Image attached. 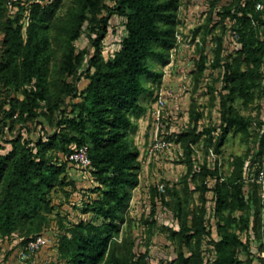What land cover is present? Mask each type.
I'll list each match as a JSON object with an SVG mask.
<instances>
[{
	"label": "trees",
	"instance_id": "obj_1",
	"mask_svg": "<svg viewBox=\"0 0 264 264\" xmlns=\"http://www.w3.org/2000/svg\"><path fill=\"white\" fill-rule=\"evenodd\" d=\"M66 0H31L26 11V20H7L4 27L3 61L0 63V83L5 88H14L22 96L9 102L7 118L15 114L32 113L44 105L45 115L61 113L58 131L52 136L38 140L31 150H26L20 139L13 140L11 149L0 155V238L10 236L16 230L34 233L23 240L21 246L38 233L51 212L50 194L57 187L73 185L66 181L68 157L80 147L88 148L91 162L89 175L93 184L90 198L82 212L91 215L89 221H79L65 230L58 241V254L67 264H147L145 254L132 262L131 245L124 247L118 255L111 245L114 236L124 222V213L139 185V151L129 139L134 125L131 116L138 118L144 108L139 99L149 93L143 85L144 78L158 81L162 73L149 68L150 60L162 66L169 63L171 50L176 45L178 8L180 0H114L116 15L124 18L125 36L120 48L105 60L102 56V40L108 26V16L102 15L105 0H68L71 7L64 16L58 12ZM219 0L211 2L212 8ZM262 0H231L216 13L218 24L233 22L239 48L224 61L221 52L225 49L220 38H216L213 68L221 67L222 88L220 95L221 125L214 137V128L197 131L200 115L193 108L194 127L179 135L186 154L187 173L192 172L191 146L202 135H207L206 144L218 153L230 131L247 135L252 121L241 115L233 106L240 100L245 107L255 98V91L264 84V41L255 32L253 22L261 25V14L254 5ZM7 0H0V19L4 16ZM84 27L96 32L93 51H76L74 43ZM64 42L59 66L62 79L75 76L86 59V86L79 93V102L71 104V116L61 110L66 97L76 89L63 81L48 83L50 62L54 55L53 45ZM205 56L200 55L197 75L205 69ZM29 87V89H28ZM212 90V88H210ZM66 105L64 108L66 109ZM17 118V116L15 117ZM1 148V146H0ZM74 166V165H73ZM243 163L236 160L232 173L220 181L217 169L200 168L202 177L197 187L201 206L191 219L177 204L178 230L171 231L170 238L187 250L188 255L178 252L173 264H205L201 256V240L212 235L204 224L207 191L213 193L215 213L219 217L215 243V258L208 264H244L239 252L247 251V245L239 234L231 230L237 222L232 213L247 210L244 193ZM216 182L208 188L203 184L206 176ZM187 189V187H186ZM178 197V192L173 191ZM150 195L151 224L155 223L156 196ZM225 214L227 216H225ZM240 231L249 227V218L239 216ZM256 224H258L256 222ZM38 233V234H37Z\"/></svg>",
	"mask_w": 264,
	"mask_h": 264
},
{
	"label": "rangeland",
	"instance_id": "obj_2",
	"mask_svg": "<svg viewBox=\"0 0 264 264\" xmlns=\"http://www.w3.org/2000/svg\"><path fill=\"white\" fill-rule=\"evenodd\" d=\"M215 0H180L176 45L171 50L169 63L162 66L156 61L148 62L149 68L162 73L161 78L152 82L148 78L142 80L149 90L139 99V105L144 112L133 117L134 128L129 139L139 151L140 163L139 185L133 190L132 198L124 213V222L120 224L118 234L114 236L112 249L118 255L124 254V247L131 245L134 262L139 255L145 254L147 264H173L178 252L188 255L187 250L176 240L170 237L171 231L178 230L179 221L176 217L177 204L182 206V212L190 220L193 212L201 206L200 191L197 187L202 182L198 176L200 168L217 169L220 181L229 176L236 160L243 163L244 193L247 210L234 212L232 217L236 223L231 230L239 234L247 245V251H241L238 257L244 264H264V84L255 91L254 101L247 107L237 100L233 106L244 117L252 121L247 135L233 134L230 131L225 143L216 153L213 147L206 144L207 135H202L198 142L191 146L192 172L184 180L187 173L185 150L178 141L179 135L194 127V116L190 114L193 108L200 115L197 122V131L214 128V137L218 136L221 125L220 95L222 88L223 69L213 68L215 58L216 38H220L225 49L221 52L224 61L233 56L235 47H230V32L233 22L218 24L216 13L231 3V0L217 1L215 8L211 2ZM106 8L102 15H107L108 26L102 40V56L105 60L111 58L120 48V41L125 36L124 18L116 15L114 0H105ZM31 0H7L4 16L0 19V63L3 61L4 33L3 27L7 20L22 18L26 20L21 8H27ZM71 7L66 0L58 12V16L65 15ZM260 28L261 25L259 24ZM256 35L260 37L263 31L258 27ZM96 32L84 27L79 39L74 43L76 51H93V40ZM64 42L53 45L54 55L50 62L48 83L62 84L63 81L73 86L76 91L64 100L61 110L71 116V104L79 102V93L86 86L84 78L86 59L75 76L62 79L59 75V66L63 53ZM205 56V69L201 76L197 75V63L200 55ZM212 88V90L210 89ZM29 89V87H28ZM23 100V96L14 88H5L0 83V155L11 149V142L20 139L26 150H31L35 143L52 136L58 131V122L61 113L45 115L44 105L32 113L19 112L13 119L7 118L9 102ZM17 116V118H15ZM158 129V130H157ZM160 138L163 147L152 151L154 136ZM66 181L73 185L57 187L52 190L51 212L46 214L39 235L47 239V245L38 252L31 254L26 260H19L18 252L25 238L32 236L27 230L18 229L10 236L0 238V264H67L60 258L57 250L58 241L65 234V230L79 221H89L91 215L82 212L83 205L94 198L91 193L93 184L89 172L82 168L69 165L66 170ZM216 178L206 176L203 184L208 188L214 186ZM163 186V191L159 188ZM187 187V189H186ZM155 190L156 214L153 217L150 211L152 203L150 195ZM173 191L178 192V197ZM205 201L204 224L212 235H205L201 240V256L205 264L215 258V243L219 240L216 235L219 217L216 215L215 199L211 191L203 197ZM249 218V228L240 231L242 223L239 216ZM225 216H227L225 214ZM256 222L258 224H256ZM37 233V234H38Z\"/></svg>",
	"mask_w": 264,
	"mask_h": 264
},
{
	"label": "built area",
	"instance_id": "obj_3",
	"mask_svg": "<svg viewBox=\"0 0 264 264\" xmlns=\"http://www.w3.org/2000/svg\"><path fill=\"white\" fill-rule=\"evenodd\" d=\"M242 1H246V0H242ZM254 10L256 13L261 14L262 22H261V28L259 26L260 23H258L257 21L253 22V26L255 28L258 27L259 30L263 31L262 35L258 38L261 41H264V0L256 2L254 5ZM229 37L231 38L230 47H235V49L239 48L236 32L231 31ZM162 147H163L162 140L160 138H157V136L155 135L154 139L152 140V151L159 150ZM68 160L76 167L82 168L87 171L90 170L91 162L88 157V148L85 146L80 147L79 149L71 153L68 157ZM159 189L163 191V186H161ZM47 242H48L47 239L43 235H37L29 239L21 246L18 252L19 260L21 261L26 260L31 254H34L38 252L40 249L44 248L47 245Z\"/></svg>",
	"mask_w": 264,
	"mask_h": 264
}]
</instances>
